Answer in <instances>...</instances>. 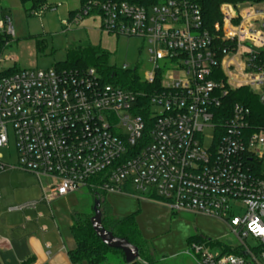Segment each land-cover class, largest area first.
<instances>
[{
    "label": "built area",
    "instance_id": "obj_1",
    "mask_svg": "<svg viewBox=\"0 0 264 264\" xmlns=\"http://www.w3.org/2000/svg\"><path fill=\"white\" fill-rule=\"evenodd\" d=\"M219 13L208 28L193 0H87L63 21L70 29L100 15L104 32L141 38L152 64L148 93L107 84L95 68L0 78V148L11 127L17 169L39 180L42 202L85 187L132 188L171 212L224 222L246 253L193 245L197 264H264V250L257 255L245 243L264 246V122L255 127L249 107L225 104L231 91L264 90V0L224 2ZM255 94L264 103V92ZM142 97L146 117L138 114ZM9 168L0 155V173Z\"/></svg>",
    "mask_w": 264,
    "mask_h": 264
},
{
    "label": "rangeland",
    "instance_id": "obj_2",
    "mask_svg": "<svg viewBox=\"0 0 264 264\" xmlns=\"http://www.w3.org/2000/svg\"><path fill=\"white\" fill-rule=\"evenodd\" d=\"M80 7L81 0H45L47 9H43L41 14L35 15L32 12L28 15L19 0H0V35L2 40H6L0 53V73L13 68L35 71L56 68V64L66 61L70 49L94 47L105 52L108 68L118 73L124 72L122 70L124 66L128 67L127 71L136 68L139 79L144 80L146 72L152 68L146 43L141 38L116 36L104 32L102 18L95 14L68 29L63 21L69 22L70 12ZM7 17L11 22L10 29L6 23ZM253 91L259 94L264 92L259 88H253ZM211 134V130H206V136ZM0 155L5 163L13 167L0 173V208L2 206L7 210L9 206H19L28 202L25 189L41 191V185L35 176L17 169L16 139L11 127H9V142L7 147L0 148ZM94 193L87 187L74 193L78 201L76 209L85 213V217L93 215ZM12 216L16 221L22 222L24 212L18 211ZM179 216L189 220L191 218V214L185 212H181ZM214 230L217 232V226ZM218 232L219 238H213L211 240L213 244L205 246L210 251L221 252L222 249L243 248L229 230L220 229ZM161 243L167 249L171 247L170 245H174L176 250H168L164 261L155 264H186L184 261L194 260L191 255L193 245L190 248L187 239L184 241L180 236H166ZM245 243L255 252L260 244L252 238ZM181 250H185L184 252L191 250V253L185 255L178 253ZM171 253H174V257ZM156 259L154 256L152 261ZM122 260L120 256L111 254L105 264H123Z\"/></svg>",
    "mask_w": 264,
    "mask_h": 264
},
{
    "label": "crops",
    "instance_id": "obj_3",
    "mask_svg": "<svg viewBox=\"0 0 264 264\" xmlns=\"http://www.w3.org/2000/svg\"><path fill=\"white\" fill-rule=\"evenodd\" d=\"M24 192L28 202H37L34 208H0V264H73L70 254L76 250L77 242L72 227L78 215H85L77 211L78 201L74 193L47 204L40 200L42 190L33 191L30 188ZM103 199L112 216L131 218L139 239L147 242L150 258L144 264L160 263L167 257L168 250H176L174 245H170L169 249L163 246L161 240L166 236H180L189 242L191 235L196 233L210 242L213 238H219L220 229L229 230L224 222L202 214L185 212L191 214V218H182L179 216L181 212H171L163 203L150 200L137 192L105 193ZM18 211L24 212L22 222L16 221L12 216ZM215 226L217 232L214 230ZM184 251L178 253L185 255L187 251ZM111 254L123 259L118 252ZM154 256L157 259L153 262ZM184 262L197 263L195 258Z\"/></svg>",
    "mask_w": 264,
    "mask_h": 264
},
{
    "label": "trees",
    "instance_id": "obj_4",
    "mask_svg": "<svg viewBox=\"0 0 264 264\" xmlns=\"http://www.w3.org/2000/svg\"><path fill=\"white\" fill-rule=\"evenodd\" d=\"M87 0H81V7L85 5ZM202 9L206 18V26L211 28L212 25L220 20L219 8L224 2H231L233 0H193ZM22 6L25 8V12L31 15L32 12H36L39 9L45 7V0H19ZM80 9L70 12L69 16L72 18L75 13ZM6 40L1 39L0 35V53L2 46ZM58 69H72L84 71L88 68H96L98 74L103 78L105 83L114 84L121 88L133 91L134 93H148L149 87L144 83L143 80L139 79L137 70L124 71L118 73L106 66L105 52L99 48L94 47H75L70 49L66 61L56 64ZM19 70L13 68L6 72L0 73V78L5 75H10L18 72ZM222 77V72H221ZM227 108H230L236 102H240L245 106L249 107L254 115L253 125L255 127L260 126L264 122V103L260 100V97L256 95L252 90L248 88H242L239 90L231 91L230 95L225 101ZM139 105L143 109L138 111V114L146 117L148 115L147 98H140ZM257 169L260 170V165H257ZM95 192L93 199L101 200V212H102V224L107 231H110L114 236L126 239L129 243L136 246L139 249L140 259L132 264H144V261H148L149 257V246L147 242L139 239L137 234V228L132 223L131 218H115L111 215L108 205L103 199V191H91ZM128 193H134L132 188L125 190ZM93 216V215H92ZM76 221L72 227L73 236L77 242V248L70 254V258L73 264H102L108 260V256L111 253H120L123 257V253L119 250L108 248L102 243V241L94 233L90 219L91 217H85V215H78ZM190 248L192 245H211L213 242H208L204 237L198 236L193 233L188 242ZM264 246H259L256 249L258 255ZM223 254H233L237 256H246L243 248L238 249H222ZM125 263V260H124ZM126 264V263H125Z\"/></svg>",
    "mask_w": 264,
    "mask_h": 264
},
{
    "label": "water",
    "instance_id": "obj_5",
    "mask_svg": "<svg viewBox=\"0 0 264 264\" xmlns=\"http://www.w3.org/2000/svg\"><path fill=\"white\" fill-rule=\"evenodd\" d=\"M91 227L96 236L110 249L119 250L123 253L126 264H132L140 259L139 249L124 238L114 236L107 231L102 224L101 200L95 199L93 216L90 219Z\"/></svg>",
    "mask_w": 264,
    "mask_h": 264
}]
</instances>
